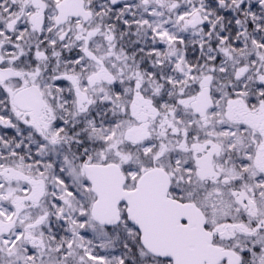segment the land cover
<instances>
[{
  "label": "snow or ice",
  "instance_id": "obj_1",
  "mask_svg": "<svg viewBox=\"0 0 264 264\" xmlns=\"http://www.w3.org/2000/svg\"><path fill=\"white\" fill-rule=\"evenodd\" d=\"M0 264H264V0H0Z\"/></svg>",
  "mask_w": 264,
  "mask_h": 264
}]
</instances>
